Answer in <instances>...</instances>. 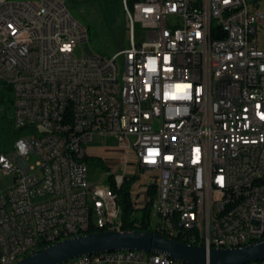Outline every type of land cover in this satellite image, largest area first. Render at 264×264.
Here are the masks:
<instances>
[{"label":"built area","instance_id":"obj_1","mask_svg":"<svg viewBox=\"0 0 264 264\" xmlns=\"http://www.w3.org/2000/svg\"><path fill=\"white\" fill-rule=\"evenodd\" d=\"M123 5L129 46L105 58L85 48L89 28L65 0H0V93L20 132L0 154V175L14 178L0 192V264L56 237L123 231L118 194L89 178L97 136L124 150L105 162L117 187L139 171L156 178L130 190L134 217L150 206L144 231L212 237V248L264 238V11L247 0ZM62 264L181 262L124 251Z\"/></svg>","mask_w":264,"mask_h":264},{"label":"water","instance_id":"obj_2","mask_svg":"<svg viewBox=\"0 0 264 264\" xmlns=\"http://www.w3.org/2000/svg\"><path fill=\"white\" fill-rule=\"evenodd\" d=\"M137 251L164 255L184 264H248L264 260V238L238 248H211L144 230L100 231L58 240L16 264H62L82 256Z\"/></svg>","mask_w":264,"mask_h":264},{"label":"rangeland","instance_id":"obj_3","mask_svg":"<svg viewBox=\"0 0 264 264\" xmlns=\"http://www.w3.org/2000/svg\"><path fill=\"white\" fill-rule=\"evenodd\" d=\"M247 2L252 9L264 11V0H247ZM65 3L73 17L89 28L90 42L85 45L87 50H92L105 58H112L129 46L128 21L123 0H65ZM137 39H143L139 32ZM259 41L264 48V33L260 34ZM18 136L19 131L13 119L12 94L2 91L0 93V154L11 152ZM115 141L113 137L106 138L105 144L112 146ZM26 163L34 166L36 157L31 154L26 159ZM108 173L104 168L91 166L89 178L91 181H100L106 185ZM102 175H105L104 179H101ZM154 180L156 178L153 174L139 171L135 182L147 185ZM13 183L14 178L11 175H0V191L9 188Z\"/></svg>","mask_w":264,"mask_h":264},{"label":"trees","instance_id":"obj_4","mask_svg":"<svg viewBox=\"0 0 264 264\" xmlns=\"http://www.w3.org/2000/svg\"><path fill=\"white\" fill-rule=\"evenodd\" d=\"M135 0H129V4L132 5ZM20 135V132H19ZM88 163L89 167L95 166L97 168H104L106 169L105 163L103 160L97 157H88L85 159ZM136 177H131L128 180H124L123 184L120 187H117L114 183V179L112 176H108V184L113 188V190L118 194V203L122 210V221H123V230H147V220L148 215L150 213V206L149 204L143 211L142 217L136 218L134 217V213L136 212L135 207L131 200V187L135 183ZM155 193V186H150L148 190L149 197H153ZM93 230V229H91ZM97 232V231H93ZM179 239L183 238V235L180 234ZM182 241V240H180ZM45 247V246H43Z\"/></svg>","mask_w":264,"mask_h":264},{"label":"crops","instance_id":"obj_5","mask_svg":"<svg viewBox=\"0 0 264 264\" xmlns=\"http://www.w3.org/2000/svg\"><path fill=\"white\" fill-rule=\"evenodd\" d=\"M106 138H110V137L97 136L94 138V140L91 143H89V145L87 146L89 157H97L103 160L104 163L107 161L115 162L119 157H121L124 154V150L122 146L118 144L117 141H115L114 145L107 146L105 144ZM136 186L140 187L142 192L141 194H144V187L146 185L141 184L137 181L133 184V187Z\"/></svg>","mask_w":264,"mask_h":264},{"label":"bare ground","instance_id":"obj_6","mask_svg":"<svg viewBox=\"0 0 264 264\" xmlns=\"http://www.w3.org/2000/svg\"><path fill=\"white\" fill-rule=\"evenodd\" d=\"M91 229H93V223H83V230H91ZM97 232H100V231H97ZM180 234H182V230H175V237H178ZM75 236H79V235H71L69 236V238H72ZM263 236H264V228H263ZM64 239H68V237H56V239L54 240V243H56L58 240H64ZM257 241L259 240H251L249 241V244L257 242ZM180 242L192 244V240H182ZM199 246L205 247L207 250L211 249L212 247H214V238L199 237ZM30 254L32 253H26V255L22 256V258L15 260L14 264L18 263L19 261H21L23 258H25L26 256ZM122 254H124V251L102 253V254H96V255L82 256V260H100V259H103V257H111V256L122 255ZM181 264H184V263L181 262ZM248 264H264V260L253 262V263H248Z\"/></svg>","mask_w":264,"mask_h":264}]
</instances>
